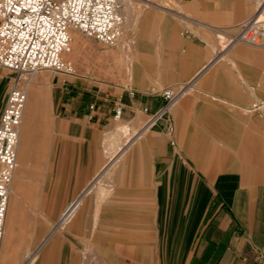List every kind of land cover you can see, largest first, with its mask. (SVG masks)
I'll return each mask as SVG.
<instances>
[{"label": "crops", "instance_id": "1", "mask_svg": "<svg viewBox=\"0 0 264 264\" xmlns=\"http://www.w3.org/2000/svg\"><path fill=\"white\" fill-rule=\"evenodd\" d=\"M133 1L111 88L26 92L14 178L42 158L64 208L39 241L5 219L0 264H264V46L229 42L253 0ZM167 87L182 94L149 125ZM101 132L114 153L85 166Z\"/></svg>", "mask_w": 264, "mask_h": 264}, {"label": "built area", "instance_id": "2", "mask_svg": "<svg viewBox=\"0 0 264 264\" xmlns=\"http://www.w3.org/2000/svg\"><path fill=\"white\" fill-rule=\"evenodd\" d=\"M122 29L117 0H0V67L14 74L0 109V242L25 102L19 80L45 69L71 74V62L62 58L69 49L70 31L112 47ZM229 42L264 46V0H253L252 13L235 26ZM181 94V87L161 90L163 103L149 116L148 124H153ZM120 112L121 107L116 105L113 118ZM172 129L166 119L165 132L170 134Z\"/></svg>", "mask_w": 264, "mask_h": 264}, {"label": "rangeland", "instance_id": "3", "mask_svg": "<svg viewBox=\"0 0 264 264\" xmlns=\"http://www.w3.org/2000/svg\"><path fill=\"white\" fill-rule=\"evenodd\" d=\"M117 1L120 4L122 16H124L125 11L129 15L133 13V0ZM133 14L128 27L124 26L123 20L122 34L115 46L112 47H106L77 31H71V51L62 54V58L71 62L73 72L71 74H62L52 70H40L32 76L19 80L18 87L24 90L25 93L36 89L37 94L42 93L44 97H47V105L51 103V98H53L51 95L59 91L61 83L68 85L69 82L70 85L87 90L85 92L88 93L111 88L109 84L112 80L109 75L114 74L117 69L113 61L115 58L113 54H121L123 61H120V66L123 68L124 54L131 46V39L135 33L134 25L130 24H134L137 12ZM13 77L14 74L11 71L0 67V109ZM37 123L42 125V119L39 118ZM93 137L95 138L94 143L89 150L85 151V166H94L97 163L100 166L104 165L108 162V157L114 153L113 151L108 153V148L114 145L113 140L102 135V132L100 135L96 134ZM120 162L121 159H118L112 162L111 166L119 165ZM43 166L42 158L26 159L25 166L19 173V178L15 180L13 172L9 186L8 202L10 204L8 218L6 217L5 219H8V227L12 223L19 225L24 236V243L26 242L28 228L32 224L36 226L37 241L44 237L46 232L51 229V226L59 225V211L64 208L56 205L61 202L60 195L64 192L60 191V184L49 182V177L42 174ZM12 181L16 185L13 195L10 192L13 187ZM74 209L75 207L70 208L65 217L70 216ZM66 220L68 222L70 217ZM21 264H24V262Z\"/></svg>", "mask_w": 264, "mask_h": 264}, {"label": "bare ground", "instance_id": "4", "mask_svg": "<svg viewBox=\"0 0 264 264\" xmlns=\"http://www.w3.org/2000/svg\"><path fill=\"white\" fill-rule=\"evenodd\" d=\"M79 33V32H78ZM69 36H70V33H69ZM70 41H71V37H70ZM70 41H69V49L68 51H70ZM67 51V52H68ZM45 70H48V69H45ZM49 71V70H48ZM24 91V90H23ZM25 102H26V93H25ZM25 102H24V106H23V110H22V114H21V120H20V125H19V134H20V126H21V122H22V115H23V111L25 110L24 107H25ZM18 140H19V136H18ZM18 145V144H17ZM16 158H17V154H16ZM15 163H16V160H15ZM12 180V179H11ZM11 192V190H10ZM12 193V192H11ZM8 194H9V190H8ZM7 208H8V200H7V206H6V212H5V216H4V222H5V218H6V213H7ZM69 212V211H68ZM67 212V213H68ZM66 215V214H65ZM3 222V231H2V238H1V242H0V254H1V245H2V240H3V234H4V223Z\"/></svg>", "mask_w": 264, "mask_h": 264}]
</instances>
